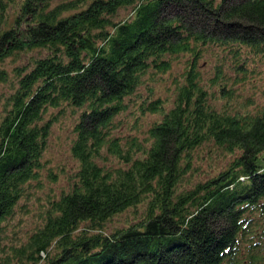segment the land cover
Returning a JSON list of instances; mask_svg holds the SVG:
<instances>
[{"label": "trees", "instance_id": "16d2710c", "mask_svg": "<svg viewBox=\"0 0 264 264\" xmlns=\"http://www.w3.org/2000/svg\"><path fill=\"white\" fill-rule=\"evenodd\" d=\"M260 83L264 0H0V264H264Z\"/></svg>", "mask_w": 264, "mask_h": 264}, {"label": "rangeland", "instance_id": "374dc122", "mask_svg": "<svg viewBox=\"0 0 264 264\" xmlns=\"http://www.w3.org/2000/svg\"><path fill=\"white\" fill-rule=\"evenodd\" d=\"M10 68H12V66H10ZM263 89V83L257 85L258 93L262 92ZM259 98L261 99L260 94ZM71 126V117L68 116L61 119L54 127L49 149V156L51 158L50 161L52 168L58 165H64V167H67L68 162L71 161L69 152L71 147V140L73 139ZM44 184L46 186L45 189L43 191L39 190L37 194H34V197H32L31 202H28L27 207L25 209L27 210V212L20 214L19 218L17 219L16 223L21 224L23 226L22 230L18 232L19 237H25V235L31 232L38 220L39 215L41 214L42 208L46 203L48 197L57 190H59L58 184H54V186L53 184L48 183L46 179L44 181ZM51 187L52 189L49 190V188ZM131 215V213H128L126 217Z\"/></svg>", "mask_w": 264, "mask_h": 264}]
</instances>
